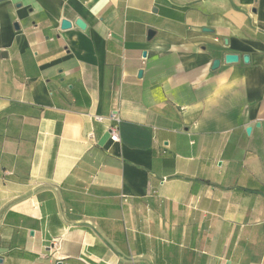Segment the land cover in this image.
<instances>
[{"label":"crops","instance_id":"0c3cea01","mask_svg":"<svg viewBox=\"0 0 264 264\" xmlns=\"http://www.w3.org/2000/svg\"><path fill=\"white\" fill-rule=\"evenodd\" d=\"M0 264H264V0H0Z\"/></svg>","mask_w":264,"mask_h":264},{"label":"water","instance_id":"95a60500","mask_svg":"<svg viewBox=\"0 0 264 264\" xmlns=\"http://www.w3.org/2000/svg\"><path fill=\"white\" fill-rule=\"evenodd\" d=\"M75 24L77 26H79L80 28H83L84 27V23L80 20V19H77L75 21ZM70 26V22L66 19H62L61 20V28H68ZM238 60V55L234 54V53H227L225 56H224V61L226 63H234ZM243 61L244 62H247L248 61V56L247 55H244L243 56ZM218 65V60L215 59L213 60V65L212 67H216ZM247 131H249V128L247 129Z\"/></svg>","mask_w":264,"mask_h":264},{"label":"built area","instance_id":"2783aa9c","mask_svg":"<svg viewBox=\"0 0 264 264\" xmlns=\"http://www.w3.org/2000/svg\"><path fill=\"white\" fill-rule=\"evenodd\" d=\"M98 120H102V117L100 116H97L96 117ZM108 118L113 121V122H117V118H116V115L114 113H111ZM108 133H109V138L112 140V141H116L118 140V133H117V125L116 124H111L109 126V129H108Z\"/></svg>","mask_w":264,"mask_h":264}]
</instances>
